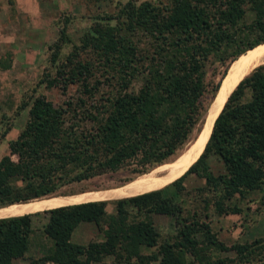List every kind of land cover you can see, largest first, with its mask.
Segmentation results:
<instances>
[{
    "label": "trees",
    "instance_id": "trees-1",
    "mask_svg": "<svg viewBox=\"0 0 264 264\" xmlns=\"http://www.w3.org/2000/svg\"><path fill=\"white\" fill-rule=\"evenodd\" d=\"M169 1L128 0L116 14L95 20L77 42L62 31L45 82L64 99L55 104L37 94L21 104L27 118L0 157L1 211L68 195L58 192L132 163L128 182L165 165L199 130L231 63L264 47V0ZM65 43L72 48L62 55ZM210 64H216L212 78ZM191 173L204 184L187 187ZM255 191L264 196V63L232 90L199 157L158 188L0 217V264L24 258L33 234L52 245L42 253L39 246L30 264H107L106 257L132 264H229L233 259L222 255L227 251L244 264H264V237L227 245L210 219L241 214L240 201ZM157 214L173 219L171 232L157 229ZM85 223L102 228L101 237L75 240Z\"/></svg>",
    "mask_w": 264,
    "mask_h": 264
},
{
    "label": "rangeland",
    "instance_id": "rangeland-1",
    "mask_svg": "<svg viewBox=\"0 0 264 264\" xmlns=\"http://www.w3.org/2000/svg\"><path fill=\"white\" fill-rule=\"evenodd\" d=\"M127 1L0 0V157L8 152L9 141L15 138L27 118V109H24L21 105L23 102H30L33 96L37 94L45 95L55 104H59L64 99L58 87L48 88L45 82L48 74L54 72L55 64L51 61V54L55 46L60 42L62 43V31H65L73 42H77L84 30L95 20L105 15L116 14ZM134 1L138 3L142 0ZM151 1L163 4L170 2L169 0ZM71 48V43H65L62 48V55L68 53ZM233 63H231L229 70H231ZM215 65L210 64L208 66V73L211 78ZM218 69H222V67H218ZM233 73L230 77H232ZM218 78L219 76L216 77V79ZM74 90V87L70 88L71 92ZM5 130L7 133L4 132ZM188 154L189 152L186 155ZM179 159L178 161L182 160ZM132 166L135 167L136 164L132 163V165L114 173L104 174L81 183L64 186L60 189L61 192L58 193H66L68 195L45 197L37 201L36 206L50 208L84 201L115 200L122 197L109 195L131 184L139 177H144L147 183H152L160 178L155 175L161 170V167H158L159 169L137 176L128 182L127 180L133 175ZM169 167L163 169H168ZM147 175H150L149 179L146 177ZM184 184L187 187H197L203 185L204 180L191 173L185 177ZM107 188L110 189L101 190ZM83 189H86L83 194H69ZM60 198L63 200L55 202ZM240 203L243 207L241 214L210 215L213 230L227 245L236 241L242 243L251 242L256 238L264 237L263 192L255 191L247 195ZM11 209H19V207ZM107 209L111 211L113 204H108ZM35 210L37 209H31V211ZM3 211L0 210V212ZM24 213L26 211L21 214ZM153 219L161 233L171 232L173 219L170 216L157 214L153 216ZM101 229L94 223L82 224L75 230L74 239H82L84 241L99 239L102 235ZM51 245L52 242L49 239H40V237L33 234L31 236L30 252L28 251L24 258L14 259L12 264H30V257L33 258L39 255L35 253L39 246H41V250H38V252L42 253L44 249L46 250ZM146 252L150 254L152 250L147 249ZM222 255L233 259L229 264H244L236 259L234 251L223 252ZM105 262L107 264H132L114 262L111 257H106ZM261 263L260 261L259 264ZM46 264L56 263L47 262ZM92 264L100 263L95 262Z\"/></svg>",
    "mask_w": 264,
    "mask_h": 264
},
{
    "label": "bare ground",
    "instance_id": "bare-ground-1",
    "mask_svg": "<svg viewBox=\"0 0 264 264\" xmlns=\"http://www.w3.org/2000/svg\"><path fill=\"white\" fill-rule=\"evenodd\" d=\"M237 62H238V60L234 63L233 67L231 68V71H229L228 74L226 75V78H225V81H224V84H223V87H222V90L220 93L221 100L219 103V108L221 107L222 103L226 99L228 93L237 85V83L244 76H246L248 73H250V71L252 69H254L256 66L264 63V47L258 48L256 50H254L253 52H251L250 54H248L236 66ZM232 73H233V75H232V77H230ZM209 132H210V128H208L206 130L205 135L208 136ZM202 145H203V143L200 144V147L197 150L188 151L189 152L188 155H186L188 152L183 154L180 157V159H182L185 155L186 156L181 161L176 160L178 162L174 161L172 163H166L165 165H163L161 167V169L170 166L168 168L169 173L167 175L160 177L159 179L153 181L152 183H147V181H145L146 179H144V177H139V178L135 179L131 184L116 190L115 192H113L109 196L127 197V196L139 194L142 192H146V191L158 188L161 184L166 182L168 179L173 178L174 176H176L177 174L182 172L189 164H191L198 157L200 151L202 150ZM171 164H173V165L171 166ZM146 177L149 179L150 175H147ZM106 190H108V189H106ZM80 194H83V192ZM43 207L44 206L19 207V209L0 212V216L2 217V216L21 214V213H23V211L24 212L26 211V213H30V212L48 209L46 207H44V208ZM31 209H37V210L31 211ZM14 212H16V213H14Z\"/></svg>",
    "mask_w": 264,
    "mask_h": 264
},
{
    "label": "water",
    "instance_id": "water-1",
    "mask_svg": "<svg viewBox=\"0 0 264 264\" xmlns=\"http://www.w3.org/2000/svg\"><path fill=\"white\" fill-rule=\"evenodd\" d=\"M230 66H229L226 74L220 80L219 86H218L213 98L211 99V101H210L205 113L202 116L201 124L199 126V130L194 133L192 139L186 144V146L180 151V153L178 155H176L173 159H171L170 161H168L166 163H172V162L178 160L183 154L187 153L190 150L199 149L201 143H203V145H202V150L200 151L199 155L202 153L206 143L209 140V137H210L211 132L213 130L214 122H215L218 114L221 112V110H222L227 98L229 97L230 93L235 88L234 87L228 93L226 99L224 100V102L222 103L221 107L219 108V103H220V100H221L220 93H221V90H222L226 75L229 72ZM208 128H210V132H209L208 136H206L205 133H206V130ZM199 155H198V157H199ZM161 165H163V164H161ZM161 165H159V166H161ZM159 166L154 167L152 170L156 169ZM152 170H150V171H152ZM168 173H169L168 169H161L155 175H156V177H162V176L167 175ZM70 204H72V203H70ZM64 205H67V204H64ZM50 208H52V207H50ZM9 216H11V215H9ZM2 217H5V216H2Z\"/></svg>",
    "mask_w": 264,
    "mask_h": 264
}]
</instances>
